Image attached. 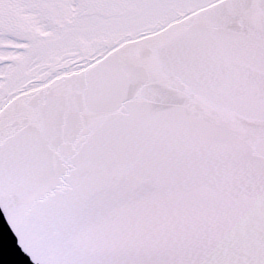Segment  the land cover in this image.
<instances>
[{
	"label": "snow or ice",
	"instance_id": "obj_1",
	"mask_svg": "<svg viewBox=\"0 0 264 264\" xmlns=\"http://www.w3.org/2000/svg\"><path fill=\"white\" fill-rule=\"evenodd\" d=\"M0 212L29 264H264V0H0Z\"/></svg>",
	"mask_w": 264,
	"mask_h": 264
},
{
	"label": "water",
	"instance_id": "obj_2",
	"mask_svg": "<svg viewBox=\"0 0 264 264\" xmlns=\"http://www.w3.org/2000/svg\"><path fill=\"white\" fill-rule=\"evenodd\" d=\"M0 264H29L28 258L21 254L16 238L9 230L0 212Z\"/></svg>",
	"mask_w": 264,
	"mask_h": 264
}]
</instances>
